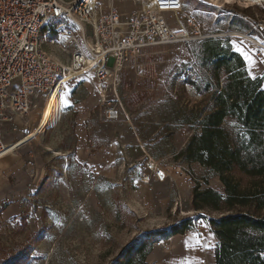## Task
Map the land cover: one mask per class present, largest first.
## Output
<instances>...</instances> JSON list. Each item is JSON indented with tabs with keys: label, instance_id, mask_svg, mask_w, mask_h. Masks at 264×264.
Segmentation results:
<instances>
[{
	"label": "rangeland",
	"instance_id": "obj_1",
	"mask_svg": "<svg viewBox=\"0 0 264 264\" xmlns=\"http://www.w3.org/2000/svg\"><path fill=\"white\" fill-rule=\"evenodd\" d=\"M116 1L126 7L129 0ZM183 1L214 30L244 32L264 41V28L255 27L264 26L263 10ZM134 2L136 9L149 4ZM227 38L255 59L264 76V52L244 38L222 39ZM187 45L148 50L126 66L117 97L102 99L92 76L71 82L59 123L25 143L18 145L39 127L45 101L8 126L6 139L15 148L0 172L1 258L24 249L21 264H115L129 242L154 232L158 241L146 261L153 264V251L168 256L171 227L181 228L189 219L182 235L209 259L213 245L203 239L211 232L207 219L219 214L195 210L193 189L200 184L223 192L224 186L199 163L177 155L192 133L181 123L184 113L205 98L177 75L179 65L191 60ZM151 161L166 170V182L152 179L147 171ZM23 179L30 183L20 191ZM10 204L13 210H7Z\"/></svg>",
	"mask_w": 264,
	"mask_h": 264
},
{
	"label": "built area",
	"instance_id": "obj_2",
	"mask_svg": "<svg viewBox=\"0 0 264 264\" xmlns=\"http://www.w3.org/2000/svg\"><path fill=\"white\" fill-rule=\"evenodd\" d=\"M147 1L123 12L115 0H0V160L11 146L8 126L37 109L40 100L46 105L57 90L63 98L68 84L89 76L96 78L102 99L117 97L124 69L148 50L233 35L264 52L262 39L214 30L183 0ZM221 1L264 11V0ZM147 171L154 181H167L158 162H148Z\"/></svg>",
	"mask_w": 264,
	"mask_h": 264
},
{
	"label": "trees",
	"instance_id": "obj_3",
	"mask_svg": "<svg viewBox=\"0 0 264 264\" xmlns=\"http://www.w3.org/2000/svg\"><path fill=\"white\" fill-rule=\"evenodd\" d=\"M187 46L191 60L177 75L205 98L184 113L181 123L192 133L177 155L199 163L224 186L220 192L197 184L192 207L219 214L207 219L217 240L216 264H264V76L252 78L228 38ZM187 220L172 226L170 236L184 234ZM155 235L129 242L115 264H147ZM24 253L10 252L0 264H21Z\"/></svg>",
	"mask_w": 264,
	"mask_h": 264
},
{
	"label": "crops",
	"instance_id": "obj_4",
	"mask_svg": "<svg viewBox=\"0 0 264 264\" xmlns=\"http://www.w3.org/2000/svg\"><path fill=\"white\" fill-rule=\"evenodd\" d=\"M115 5L118 7L121 11L123 12H130L134 9H136V3L134 0H129L127 2V6H122L117 4V1L115 0ZM241 53V52H240ZM242 54V53H241ZM243 55V54H242ZM244 56V55H243ZM247 62V67L249 70V63ZM263 70L259 67H257V64L252 67V74L256 76H261ZM11 154H7L3 159L0 160V172L3 174V170L6 169V167L9 164L8 156ZM13 155V154H12ZM5 171V170H4ZM29 181L26 179H23L19 184H18V190L22 191L29 185ZM2 184V179L0 176V186ZM4 189L0 187V195H4ZM11 197V196H10ZM6 199V198H4ZM3 199V200H4ZM14 205L10 204L7 208V210H13ZM210 227V226H209ZM211 231V228H210ZM205 242L208 243L209 240H211L209 245L212 246V250L210 251V257L208 259V256L206 255L205 250L199 249L195 246V242L192 241H187V237L185 238L184 235L182 234H177L173 235L171 237L170 243L171 245L169 248H167V255L166 253H160V251H153L151 255L149 256L151 260L153 261V264H185V262L190 261L191 264H216V258H215V248L217 246V240L215 238L214 233L211 231L209 235L204 236ZM212 243V244H211ZM211 258V259H210ZM208 259V260H207Z\"/></svg>",
	"mask_w": 264,
	"mask_h": 264
},
{
	"label": "bare ground",
	"instance_id": "obj_5",
	"mask_svg": "<svg viewBox=\"0 0 264 264\" xmlns=\"http://www.w3.org/2000/svg\"><path fill=\"white\" fill-rule=\"evenodd\" d=\"M211 1L215 6L218 5L223 6L221 4L222 2L221 0H211ZM235 36L244 37V34L242 32H235ZM63 99L64 98H62L61 90H57L55 93H53L50 96L42 113L39 127L33 130L31 133H29V135L24 137L18 145L25 143L28 140L36 137L38 132H40L43 128H53L59 123L63 113ZM14 148L15 146L11 147L7 154L11 153Z\"/></svg>",
	"mask_w": 264,
	"mask_h": 264
},
{
	"label": "snow or ice",
	"instance_id": "obj_6",
	"mask_svg": "<svg viewBox=\"0 0 264 264\" xmlns=\"http://www.w3.org/2000/svg\"><path fill=\"white\" fill-rule=\"evenodd\" d=\"M177 6H178V5H177ZM233 44H236V42L233 41ZM237 51H240V52L244 55L245 60L248 61V63H249V74L252 75V78H253V79H255V78H256L255 75L252 74V67H253V66L255 65V63H256L255 59H253L252 56H251L250 54L245 53V52L242 50V48H240V47H237ZM185 264H191V262L188 261V262H185Z\"/></svg>",
	"mask_w": 264,
	"mask_h": 264
}]
</instances>
